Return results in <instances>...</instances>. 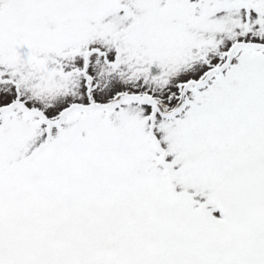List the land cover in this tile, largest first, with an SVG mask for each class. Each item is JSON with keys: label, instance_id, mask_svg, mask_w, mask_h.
Instances as JSON below:
<instances>
[{"label": "snow or ice", "instance_id": "1", "mask_svg": "<svg viewBox=\"0 0 264 264\" xmlns=\"http://www.w3.org/2000/svg\"><path fill=\"white\" fill-rule=\"evenodd\" d=\"M0 264H264V0H0Z\"/></svg>", "mask_w": 264, "mask_h": 264}]
</instances>
